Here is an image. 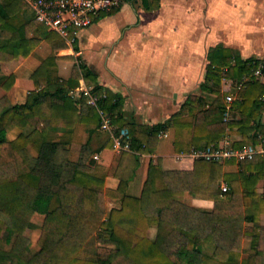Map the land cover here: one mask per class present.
Wrapping results in <instances>:
<instances>
[{
	"label": "trees",
	"instance_id": "1",
	"mask_svg": "<svg viewBox=\"0 0 264 264\" xmlns=\"http://www.w3.org/2000/svg\"><path fill=\"white\" fill-rule=\"evenodd\" d=\"M142 3L148 12L160 7V0ZM77 30L71 29L69 43L39 22L24 0H0V264H264V152L226 160L237 165L233 172L218 161L188 155L176 169H163L152 159L141 193L127 192L140 165L138 154L155 153L160 133L170 126L189 132L190 141L180 145L185 154L218 148L232 128L240 136L234 147H264V58L243 57L222 43L211 47L200 88L213 101L204 93L189 94L167 121L147 125L126 117L124 96L102 85L91 67L74 63L69 79L59 74L57 61L72 55L56 52L75 46ZM42 41L54 53L32 72L34 88L25 101L13 103L8 91L19 60ZM80 79L90 91L76 99L72 83ZM233 89L231 118L225 120L226 95ZM90 95L112 113L118 132L128 130L131 151L114 152ZM9 126L22 131L10 139ZM75 139L79 150L73 158ZM102 151L111 152L108 165L94 158ZM107 176L119 181L113 191L106 187ZM108 196L120 205L108 209ZM187 196L211 200L213 207H195ZM34 214L44 216L35 249L25 233L35 226Z\"/></svg>",
	"mask_w": 264,
	"mask_h": 264
},
{
	"label": "crops",
	"instance_id": "2",
	"mask_svg": "<svg viewBox=\"0 0 264 264\" xmlns=\"http://www.w3.org/2000/svg\"><path fill=\"white\" fill-rule=\"evenodd\" d=\"M219 43L239 50L243 57L264 58V0H160V7L152 12L144 9L142 0H124L117 12L78 29L75 46L59 51H74L75 63L91 67L102 85L122 94L127 118L155 125L176 113L189 94L204 93L208 102L213 101L215 96L202 91L200 84L206 74L209 49ZM36 54L37 48L19 60L15 83L8 91L13 103L24 102L28 91L34 88L31 74L43 59ZM56 54L60 56L58 51ZM57 65L59 74L69 79L73 65L68 72L62 69L65 65L60 61ZM72 85L76 99L90 89L84 79ZM262 120L264 123V113ZM164 133L155 153L138 154L140 165L129 182V194L141 193L152 159L160 161L163 169H176L181 157L187 155L180 147L191 139L186 129L179 132L170 126ZM229 133L226 137L232 143L240 138L234 128ZM16 136L9 137L8 133L10 139ZM257 149L264 152L263 146ZM78 150L79 142L75 139L71 148L73 158ZM94 158L108 165L111 152L102 151ZM220 163L226 172L238 169L235 163ZM118 182L117 178L106 177L109 190L116 189ZM262 186L263 181L258 184L260 192ZM187 201L205 210L213 207L211 200L187 196ZM106 203L110 208L120 205L112 196L106 198ZM260 224H264V212Z\"/></svg>",
	"mask_w": 264,
	"mask_h": 264
},
{
	"label": "built area",
	"instance_id": "3",
	"mask_svg": "<svg viewBox=\"0 0 264 264\" xmlns=\"http://www.w3.org/2000/svg\"><path fill=\"white\" fill-rule=\"evenodd\" d=\"M124 0H24V2L32 10L35 18L44 23L51 31H54L67 39L71 29L86 28L91 26L101 13L108 12L111 9L119 6ZM260 71L257 70L256 74ZM87 92L90 89L85 90ZM236 89L226 95V111L225 120L231 118L232 103L236 98ZM91 105L97 108L100 123V130L110 135L114 143V151H131V138L128 130L118 132V126L113 122V116L110 111L103 110L98 105V98L95 95H90L88 101ZM165 135L164 132L160 136ZM263 150L257 149L251 145H246L242 148L233 146L232 141L225 137L219 144L218 148L211 150L208 148L191 149L188 156L194 158H204L206 160H214L223 162L228 159H250ZM222 190L227 191L228 185L223 183Z\"/></svg>",
	"mask_w": 264,
	"mask_h": 264
},
{
	"label": "rangeland",
	"instance_id": "4",
	"mask_svg": "<svg viewBox=\"0 0 264 264\" xmlns=\"http://www.w3.org/2000/svg\"><path fill=\"white\" fill-rule=\"evenodd\" d=\"M16 23H20V21H22V15L18 16L16 19ZM37 53L36 55H38V57H42L45 58L46 56H48L49 54L54 53L53 50L50 48V46L45 42L42 41L39 46L37 47ZM60 56H65V55H72V58H68V59H59L58 62L60 61L62 64L65 65L64 68H62L63 70H65L66 72H68L71 68V66L75 63V53L74 51H68V52H63L60 53V51H58ZM241 53V52H240ZM242 55V53H241ZM4 92L3 89L0 88V95ZM19 129L17 127H8V133H9V137H13L16 136L18 133ZM26 131H28V129H26ZM31 151L35 154V150L34 148H31ZM107 208L110 209V204L107 205ZM43 215H37L34 214L32 217V223L35 225L33 227H30L28 229H26L25 233L26 235L29 237L30 239V243L32 248H36V242L37 239L40 235L41 232V225L43 223ZM212 247H210L211 249ZM205 251H209L205 248ZM249 254V251H244L242 253V257H246ZM218 264V263H215Z\"/></svg>",
	"mask_w": 264,
	"mask_h": 264
}]
</instances>
